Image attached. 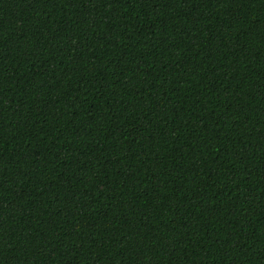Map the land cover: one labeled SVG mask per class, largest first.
Masks as SVG:
<instances>
[{
  "label": "trees",
  "instance_id": "trees-1",
  "mask_svg": "<svg viewBox=\"0 0 264 264\" xmlns=\"http://www.w3.org/2000/svg\"><path fill=\"white\" fill-rule=\"evenodd\" d=\"M0 264H264V0H0Z\"/></svg>",
  "mask_w": 264,
  "mask_h": 264
}]
</instances>
